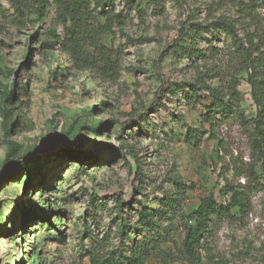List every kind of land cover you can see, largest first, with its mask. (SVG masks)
I'll return each instance as SVG.
<instances>
[{
  "label": "rangeland",
  "instance_id": "obj_1",
  "mask_svg": "<svg viewBox=\"0 0 264 264\" xmlns=\"http://www.w3.org/2000/svg\"><path fill=\"white\" fill-rule=\"evenodd\" d=\"M135 2L139 9L112 0L110 18H99V55L110 61L88 69L73 65L55 37L64 30L53 5L43 21L31 16L18 26L3 0L0 264H91L94 250L123 255L140 203L158 208L165 197L179 203L162 221L169 240L145 264H191L183 241L194 220L186 216L207 197L232 210L204 234L202 264H264V170L251 145L249 72L223 32L195 42L206 58L188 59L176 46L191 43L183 30L218 19L264 45V0ZM206 86L223 94L236 87L239 101L225 98L228 115L204 121L213 102ZM189 130L205 133L191 141ZM176 182L187 191L177 192Z\"/></svg>",
  "mask_w": 264,
  "mask_h": 264
},
{
  "label": "trees",
  "instance_id": "obj_2",
  "mask_svg": "<svg viewBox=\"0 0 264 264\" xmlns=\"http://www.w3.org/2000/svg\"><path fill=\"white\" fill-rule=\"evenodd\" d=\"M126 1L129 5L139 9L135 0ZM148 1L158 4L161 0ZM7 2L14 11L15 23L18 26L29 20L31 16H37L39 21H43L53 5L57 13L55 17L57 24L61 25L64 30L61 36L55 32L54 35L60 40V44L67 46L68 56L73 65L99 69V61H102L103 65L110 61V57L104 51L99 55V48L104 47L101 45L100 38L106 32V24H102L99 18L106 20L110 18L107 7L112 4V0H7ZM93 4L94 8H92ZM6 13L7 9L3 0H0V21ZM189 30L190 33L183 30L181 37L188 36L191 43L184 41L176 44L184 57L187 56L188 59L206 58V53L203 49L197 48L195 42L205 31L210 30L213 34L223 32L229 37L239 61L246 65L249 72L248 81L251 84L252 96L257 107L256 115L252 118L254 136L251 145L253 150L259 154L264 170V45L256 43L253 37L245 39L239 37L234 26L227 20H215L206 29L201 23H194ZM198 86L193 84L195 93L188 95L191 100L199 99L196 95ZM205 90L209 91L213 97L212 104L207 106L208 111L204 117L206 122H211L216 114L228 115L231 110L229 101H225L227 95L239 101L236 87L229 94H223L219 89L210 86H206ZM13 96L14 92H10L8 98H13ZM240 113L242 112H238L239 115ZM204 133L200 130H189L186 137L191 141H197ZM30 183V179H26L25 188ZM176 185L177 192L187 191L184 183L176 182ZM178 205L177 199L173 201L172 197L160 199L158 208L140 203L139 209L135 212L137 223L130 229V233L126 234V236H133V245L130 249L126 250L123 255H118L116 251L107 252L106 255H101L100 250L99 253L96 250L90 251L91 264H145L152 253L158 254L161 245L169 240L162 229V221L168 217L172 218L177 212ZM231 210V205H220L213 197H207L201 201L196 210L186 216L194 220V225L186 226V236L183 241L191 264H202L200 248L204 234L210 230V224L216 219L230 217ZM142 236L143 239H138Z\"/></svg>",
  "mask_w": 264,
  "mask_h": 264
}]
</instances>
